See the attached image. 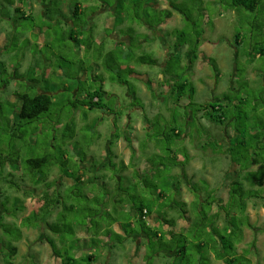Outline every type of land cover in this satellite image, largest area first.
<instances>
[{
    "label": "rangeland",
    "instance_id": "1",
    "mask_svg": "<svg viewBox=\"0 0 264 264\" xmlns=\"http://www.w3.org/2000/svg\"><path fill=\"white\" fill-rule=\"evenodd\" d=\"M63 1L66 17L62 28L68 34V29L73 26L72 13L68 8L73 6V1ZM81 1L79 2L82 3L86 11L82 20L77 23V25L80 24V27H85V29L77 28L78 35L84 40L79 46L72 41L63 40L59 27L50 28L47 22H43L46 21L43 16L46 17L45 12L48 4L41 0H30L31 9H27L35 20L19 21V19L12 18L11 22H0V63L5 64L11 81L6 91L4 90L5 84L0 82L2 86V88L0 87V98L9 97L11 100L17 101V97L13 95L17 84L28 82L39 92L45 89L51 92L55 104H57L51 113L43 115V118L46 117L45 121L33 125L37 126V134L32 135L33 129L28 126L17 131L16 136L12 138L17 147L24 148L22 154L19 155V163L7 166L4 173L6 181L0 176V264H7V261H11L13 264H64L61 260L66 257L72 258L75 264H145L143 257L148 262L154 252H159L162 248L165 251L167 247L172 249L184 244L189 246L195 244L200 247L202 245L203 249L189 253L194 255L189 262L180 261L179 257V260L171 259L168 263L179 264L180 261V264H212L208 255L213 252L212 248H208L201 241H205L207 244L211 243L215 235L212 233L217 230V227L214 229L215 231L210 226L209 228L197 227L200 218L205 217L200 216L196 210L198 206L196 204L199 203L200 196L205 197L211 203L216 194L211 193L209 181L204 179L199 170L193 188L185 185L187 183L183 184L184 179L180 180L171 175L173 167L179 169L182 164L178 161L176 153L185 156L184 153L178 151V137L169 141L159 139L155 129L152 128L149 133L147 131L145 133L144 129L145 115L146 119H154L156 114H160L169 121L172 114L178 120L182 115L183 117L180 119V123L173 121L170 125L185 130L183 119L187 118L192 110L186 108L189 98H184L178 104L177 95H172V87L168 83L169 76H163V81L159 82V87L157 86L154 92L151 91L149 85H146L145 89V84L136 80L135 75L130 74L129 68L132 67L135 71L140 68L148 70L154 77L159 69L156 66L139 64L137 59L145 56L148 59L163 61L164 66L161 65V67L163 66L162 68L165 69L168 57L173 54L170 62L171 70L178 75L179 58L182 60L183 67H188L183 77H185L184 80H188V83L193 82L197 89L194 100L200 105L206 106L214 103L220 100L223 95L230 94L232 89H237V96L241 95L240 91L246 95L249 94L252 105H255L256 102L262 104L264 102V87H262V85L264 86V57H255L256 52H251L250 49L264 47V36L260 34L264 25V0L256 12L244 9L236 10L227 3L230 0ZM166 10L172 11L170 19L165 17ZM41 15L43 16L41 17ZM114 22L115 26L109 28ZM38 30L42 32L40 33ZM158 30L162 33L161 37L157 35ZM12 35L18 37L20 44L28 40L27 47L8 53ZM237 35L244 38L240 45L236 42ZM118 37L121 39L129 37L132 40L131 45L123 44L118 47L116 41L119 40ZM188 52H193V55H196L195 59L187 57ZM44 76H46V80ZM75 76L76 78H74ZM0 79H2L1 69ZM29 79H36L40 82L32 83ZM177 80L179 84L181 81ZM240 86H242L241 89ZM102 88L110 96V98L104 95L102 97V104L106 105V108L88 110L86 107L79 106V108L73 109L69 105L72 100L83 99L87 93ZM64 89H68V91ZM129 96H135V103L142 106L143 109L138 110L139 107L136 105L137 109L132 111ZM6 107L3 112L5 116H8L9 110L8 106ZM62 110L63 114L60 115ZM54 113L56 116L49 120V115ZM4 115L0 117V133L1 136L3 132L8 136L9 134L5 133L8 126ZM197 115L199 121L205 122L215 137L230 139L232 135H236L231 133L230 129L238 122H226L225 125H229V130L225 135L227 126L211 123V119L205 116L204 112ZM252 116L253 120L250 119L246 123L247 126H242V130L248 127L249 129L254 128L252 125L264 124V108L259 111L260 118H257L256 113ZM58 117L60 124L56 119ZM54 118L55 120H53ZM128 122L130 124H127ZM158 128L160 129V126ZM13 130L12 128L8 132ZM198 132L199 138L203 140L200 144L205 148L204 145L209 144L210 140L204 137L201 131ZM22 133L23 140L19 138ZM71 136L74 137L73 140L70 139ZM64 137H67L65 141L62 140ZM194 137H198V135L195 134ZM125 138H131L129 140L136 144L139 142L140 149H143L145 141L155 143L156 152L144 155V151H142V156L148 160L144 163L141 160L138 167L150 163L149 166L156 170L149 168L139 172L132 166L134 171L126 170L122 173L123 162L119 161L115 166L116 161L113 157L107 158L108 154H112L107 150L109 144H112L111 148L116 147L117 141ZM141 140L142 142H140ZM237 141L233 144L234 153L232 155H235L236 161H242L244 149L237 146ZM210 146L212 149L209 148V150L216 148L213 144ZM126 148L127 145L122 143V150H126ZM47 155L52 156L53 159H64L65 155V158L71 163L68 168L75 171L77 169L74 164L76 163L77 167L80 165V161L85 162L90 159L91 165L96 167L98 164L104 165L107 161L106 173L104 172L105 175L101 180L104 185L95 182L94 189H90L89 186L85 187V183L84 196H81L79 188L72 187L75 181L68 177L65 178L66 171L60 165L48 168L50 170L47 173L48 169L44 168L43 171L48 175L47 181L53 183L49 192L52 193L58 189L61 196L59 198L60 209L58 208L50 216L38 220V217H41L35 212L39 213L43 206V194L47 188L43 185L44 183H34L28 175H24L26 171H31L26 163L28 159H41ZM119 156L122 157V154ZM12 159L16 160L18 156H13ZM72 164L73 166H70ZM111 164L114 168L110 167ZM259 169L257 168L254 172L256 178L262 172V169ZM186 172L188 173V170ZM89 175L92 177L91 173H84L85 177H89ZM117 177L122 178L120 186L122 191L116 190L119 183ZM230 179L232 180L231 176L227 180L229 183H226L224 187L230 191L233 188L238 189L239 186L231 185L230 182L233 180ZM8 181L14 182L19 188L9 184ZM186 182L190 184L191 181L186 180ZM181 185L183 187L179 201H177L175 189L178 190ZM245 188L251 187L245 184ZM114 190L116 191L114 192ZM216 190L217 188L213 189L214 192ZM255 190L264 194V184L256 186ZM90 194H92L90 198L85 197V195L89 197ZM231 195L232 193L229 200H226V206L223 209L228 212V215L231 209L240 213V217L232 221V226L237 227L235 236L240 241V226L243 224L245 227L251 228V224L246 213L239 209L236 210L242 199L239 196L232 197ZM116 196H119L120 199L117 200ZM196 196L198 200H195V204L185 205L180 202L182 199L189 201L191 197L195 199ZM16 198L20 201L18 205L14 202ZM173 203L177 204L176 214H179L178 209L187 211L189 208L197 219L196 225L181 235L177 234L170 238L166 236L163 239L159 235L157 238L151 232L154 230L155 232L164 231L165 223H161L160 226L150 225L152 228L146 226L144 228L141 219H136L133 215V208L136 209L142 204L159 213ZM3 204L6 207H3ZM210 210L211 207L205 205L204 213L208 214ZM166 212L171 219H175L173 217L175 213L172 210L168 209ZM59 213H62L66 219L58 220ZM57 220L59 229H63L59 236L53 231L51 232L48 226ZM210 220L208 218L207 223ZM130 221H133V226L127 225L125 229L130 230L132 227L145 234L146 240H153L160 244H147L148 252L144 255L142 242L137 248L138 243H132L130 241L132 239L129 238L127 240L126 238L120 239L123 244L120 245L119 242L115 245L117 249L111 252L109 243L105 242L100 245L95 244L97 242L84 241L88 235L92 237L100 232L97 229V224L100 229H103L105 224L106 231L103 236H111L112 239L118 240V237L115 236V230L118 228L115 223L128 224ZM145 222L147 223L148 219ZM169 226L173 225L169 224ZM229 226L224 224L221 230H217L228 240L236 238L228 233V230H231V225ZM259 226H262L260 227L262 230L264 229L263 224L259 222L254 224L257 230H259ZM127 234L130 235L128 232ZM47 237L55 240L58 256L54 253ZM257 242L255 240L254 243L246 244L247 249L243 250V257L241 256L242 258H239L236 264H245L246 258L251 259L252 257H256L259 264H264V243L259 244L263 253H251L248 250ZM10 247L17 249L16 255L11 259L8 257ZM225 249L229 256L233 255L228 243H225ZM224 251L223 249V254ZM99 253L102 254L97 257ZM91 254L96 259L89 262L87 257ZM156 256L151 259V264H166V258L162 253H156ZM123 259L124 261L121 263Z\"/></svg>",
    "mask_w": 264,
    "mask_h": 264
},
{
    "label": "trees",
    "instance_id": "2",
    "mask_svg": "<svg viewBox=\"0 0 264 264\" xmlns=\"http://www.w3.org/2000/svg\"><path fill=\"white\" fill-rule=\"evenodd\" d=\"M41 1L43 3L48 4V8L46 9V12H45L46 17L41 15V17L43 16V18L46 20L43 22H47V24L49 25L48 27L50 28L59 27L62 31L61 35H62L63 40L72 41L77 46H79V44L82 43L84 40L82 39L81 36L78 35L77 28L85 29V27H80V24L77 25V23L82 20L84 13L86 11L84 10L82 3L79 2L80 0H71L73 1V6H70L68 8L72 13V20H73V26L68 29L69 31L68 34L62 28L64 18L66 17V14L63 9L64 1L63 0H41ZM82 1L88 2L89 0H82ZM262 2L263 0H230V2L227 1L230 7L236 10L244 9L249 12H256L259 9ZM28 8L31 9L30 0H2L0 2V22L2 21L11 22L12 18L19 19V21L20 20H35L32 14L28 13L27 11ZM175 9L177 8L175 7ZM165 12H166L165 13L166 19H170L172 17V11L166 10ZM263 30H264V25L262 26L261 32H260V34L264 36ZM39 32L41 33L42 31H39ZM243 41H244V38H242L240 35L236 36V42L238 43V45L242 44ZM28 43H29L28 40H25L23 44H20L18 37H16V35H12V38L10 39V44L8 45V47L11 46L8 53L20 51V49L27 47ZM250 50L251 52H256L255 57L257 56L260 58L264 57V47H260V49L252 48ZM189 54L191 53L189 52ZM192 54L194 53L192 52ZM195 57L196 55H193L194 59ZM172 58L173 57L171 56L167 61L166 67L164 69V76L165 77L169 76L168 83H169V86L172 87V95H177L178 104H180L181 101L187 97L189 98V103L186 106V108L192 109L188 117L187 118L184 117L183 124L192 122L193 124L196 125L197 122H200L198 119V115H197L200 112H204L205 116H207L209 119H211V121L217 124H224L226 121L228 122L229 120L232 122L236 121V123L238 122L237 125L234 126V130L238 132L237 146L242 147L244 149V155H243L244 159L242 161L241 160L237 161L238 165L241 167V170H240L241 172L238 173L239 175L237 177L238 180L237 179L234 180L231 185L239 186V188L238 189L233 188L231 192L232 193L231 196L232 197L239 196V198L242 199L240 202V205L236 207V210L239 209L240 211L244 212L246 211L247 201L249 199L257 198V199L264 200V194H262L261 191L255 190L256 186L264 184V126H263L264 124L260 126L252 125L254 126V128L249 129L248 127L245 130H242V126H247L246 123L249 122L250 119L253 120L254 117L252 115H254V113H256L257 118L259 117L258 116L259 111L264 108L263 107L264 102H262V104L256 102L255 105H252L249 99L250 95L249 94L246 95V93L244 94V92H241L240 89L242 88V86H240V89H238L241 93L240 96H237V92H236L237 89L236 90L232 89L230 94L223 95V97L220 100L214 103H211L206 106L198 105L197 103L194 102V97L196 95L195 87L193 86V84L188 83L187 79L184 80L185 77H183L184 72L188 67H183L182 60L179 58L178 60L179 69L177 72L178 75L173 73V71L170 68V62ZM137 61L139 64H156L155 59H148L145 56L139 57ZM0 69L2 73V79H0V82L2 84H5L4 90L6 91L7 88H9V85L11 84V81L9 79L10 78L9 72L3 62L0 63ZM129 72L131 71L129 70ZM217 76H219V74H217ZM44 78L46 80V76H44ZM74 78H76V76ZM177 79L181 81L179 84L177 83L178 81ZM29 81H31L32 83L40 82L39 80H36V79H31V80L29 79ZM0 87L2 88L1 84H0ZM262 87L264 86L262 85ZM64 90L68 91V89H64ZM69 90H71V88H69ZM13 95L17 97V101H13L9 97L0 98V117L4 115L3 111L7 108L6 106H8V110H9L8 116L4 115L6 117L4 118V120L8 126V128L5 130V133H8L9 135L6 136L4 135V132H3L2 133L3 137H2L0 133V176L4 178L5 181H6L5 179L6 177H4V173H5L7 166H13V164L15 165L16 163H19L20 161L19 155L22 154V150L24 148L22 146L17 147L14 144L12 138L16 136V132L21 131L25 129L26 127L30 126L33 129L32 135L37 134L38 133L37 126L34 127L33 125L41 121H45L44 119L46 117L43 118L44 117L43 115L51 113V111L57 106V104H55V101H54V96L52 95L51 92H49L47 89L42 90V92H39L36 89V87L31 86L28 82H24V83L21 82L17 84V89L14 91ZM103 95L105 96V92L103 91V89L93 90L87 93L85 98H83L85 99L84 101L81 98H80L81 100L76 98L72 100L71 102H69V105L72 106L73 109H77L79 108V106L86 107L88 110L104 109L107 106L102 104ZM243 95H246V96H243ZM134 97H133V100H134ZM133 105L134 106L137 105L135 101L133 102ZM249 106H250V109H249ZM62 112L63 110L60 112V115L63 114ZM190 115H191V119L189 121ZM55 116H56L55 113L50 114L48 118L49 120H52V118ZM182 117L179 118L178 120L177 117L171 114V119L167 121L165 120L163 116L159 114L154 119H147V120H148V123L151 125V127H153V129L157 131V137L159 139H164V140L169 141L174 137H180L181 133L184 132V130H182L180 127L178 128V127H174L170 125V123H172L173 121L175 122L179 121L180 123V119H182ZM56 119H58L57 122L60 124L59 117ZM53 120H55V118ZM162 121H166V124L164 127H162L163 129L161 128V126L159 129L158 126L159 124H161ZM155 125H158V126L156 127ZM12 128L14 130L11 132H8ZM198 131H201L202 135L204 134V136L205 134H207L205 128L203 127H201ZM23 136L24 135L22 133L19 138L23 140L24 139ZM66 139L67 137H64L62 140L65 141ZM70 139L73 140L74 137L71 136ZM234 143H236V141H234ZM229 153H234V152H232V150H229ZM238 155L241 156L240 153H238ZM13 156H18V159L16 160L12 159ZM63 158L64 159H61V158L53 159L52 156L47 155L41 159H28L26 161L31 171L29 170L28 172L26 171L24 176L28 175L30 179L34 181V183L36 182H39L41 184L44 183L43 185H45V187L47 188V190L43 194V206L40 208L39 213L35 212V214H39L41 217V218L38 217V220L42 219V217L45 218L47 216H50L51 214H53L54 211H56L59 208V204H60L59 198L61 196L57 192V190L53 191L52 193L49 192V190H51V188L53 187V183L47 181L48 175L46 174L53 166L60 165L61 168L65 169L67 177L75 181V184H73L72 187L79 188L78 191H79V195L81 196L82 195L84 196L83 194L85 192L84 184L86 183L85 187L89 186L93 188L90 185H93V182H94L93 179L97 180L96 178L91 177L90 179H84L85 180V183H84V180L82 179L83 177H81L79 173H77V171L80 170L79 166L76 167V163L74 164V167L77 169V171L72 170L71 168L69 169L68 165L71 163H69V160L65 158V155L63 156ZM257 165L259 166L260 169H262V172L260 176L256 178L254 174L255 171H251L250 169L253 166H257ZM70 166H73V164ZM44 168H47V169L50 168V169H48L45 173L43 171ZM33 171L38 172L37 174L39 175L35 174ZM241 174H243L242 177H241ZM8 182L9 184L14 185L17 188H19L18 185L15 184L14 182L12 181H8ZM244 183L248 184V186H250L251 188L246 189ZM116 190L122 191V188L120 187V189L117 188ZM85 197L89 198L88 195H85ZM117 197H118L117 200H119L120 197L116 196V198ZM14 202L16 205H18L20 201L18 198H16ZM3 207H6V205L3 204ZM5 210L8 211V209H5ZM133 211L136 213V215H138V218L141 219L142 226L144 228L145 226L151 227L150 225L152 224L149 225L148 223H146L143 217L145 215V212H146L145 216L149 217V216H152V214L155 213L156 211H152L151 207H147L144 204H142L140 207L136 209L133 208ZM181 213L184 214L186 213V211H182ZM157 214H159V216L163 218V216L161 215V211ZM205 215L206 214L203 211L200 213V216H205ZM63 218L64 220L66 219V217L63 216L62 213H59L57 219L60 220ZM163 220L167 222L166 219L163 218ZM57 221L55 223H51L52 225L49 224L48 226L51 232L53 231V233L59 235V233L63 232V229L62 230L59 229L58 227L59 221L58 222ZM164 221H161V222H164ZM97 229L98 230L100 229L98 227V224H97ZM125 230H126V233L128 232L129 234L139 233V231H137L134 228L133 229L131 228V230L129 229H125ZM151 233H153V235L156 236L157 238L160 235L162 239L165 238L166 236L167 237L174 236L172 235L173 234L172 232L168 234L164 231L155 232L154 230ZM117 237L119 238L118 235ZM221 239H222V242H225L228 244L232 243L231 240H228L223 236L221 237ZM47 240L49 244L53 247L54 253L58 256V253H57L58 251H56L55 249L56 247L55 240L50 237H47ZM149 242H150L149 245H151L152 243H157L153 240H149ZM158 244L160 243L158 242L156 245ZM223 246H224L223 248H225V244H223ZM162 249H160V251ZM175 249L178 250V254H179L176 257V260H179V257H180V261L185 260L186 262H189L191 258L194 256L193 254H189V253H195V250L202 251L203 246L201 245L200 247V246H196L195 244L189 246L188 244H184L183 246H175L172 249H169L167 247L166 250L172 251ZM230 249H233V246H230ZM16 250L17 249L15 247H10V251L8 253L9 259L13 258L16 255ZM70 250H72V248ZM212 250L215 253H217L216 259L220 260L222 258V260H224V264H235V261H236L235 259L233 260V258H230V257L225 258L226 257L225 254L227 253H224L223 255L219 251L218 246H217V241L215 240H212ZM156 253L158 252H154L153 257L156 255ZM94 259H95V256L92 254L87 257V260L89 262L94 261ZM61 261L64 264H75L74 260L70 257H66L65 259ZM180 261H179V264H180ZM7 264H13V263L11 261H7Z\"/></svg>",
    "mask_w": 264,
    "mask_h": 264
},
{
    "label": "crops",
    "instance_id": "3",
    "mask_svg": "<svg viewBox=\"0 0 264 264\" xmlns=\"http://www.w3.org/2000/svg\"><path fill=\"white\" fill-rule=\"evenodd\" d=\"M114 26H115V22L113 24H111L109 26V28L114 27ZM157 32H158L157 35L161 37L162 33L160 32V30H158ZM118 38H119V40H116L118 47L120 46V44L131 45V43H132V40L129 37H124L123 39H121L120 37H118ZM171 56L173 57V54H170L168 59ZM187 57H189L190 59H193V54L192 53L189 54V52H188ZM155 60H156V64H146V65L156 66V68L159 69L158 72L154 75L155 78L153 77L152 74L149 73L148 70H144V69L140 68L137 71H135L134 68H132V67L129 68V70L132 72V73L130 72V74L132 76L135 75L136 80L144 83L145 89H146V85L151 86L150 89L152 92H154V89H156L157 86L159 87V82L163 81V76H164V69L162 68L164 66L163 61H158L157 59H155ZM190 63L192 65V62H190ZM166 64H167V62H166ZM161 65H163V66L161 67ZM142 70H143V72H142ZM218 77H220V76H218ZM152 81H153V83H152ZM154 82H155V84H154ZM191 84H193V82H191ZM193 86H194V84H193ZM103 91L105 92V96L106 97L108 96L110 98L109 94L104 89H103ZM196 93H197V89H196ZM156 96H158V95H156ZM133 97L134 96L128 97L131 99V101L129 103H130V106L132 108V111L136 110L137 109L136 107L138 106V105L137 106L133 105V102H134ZM194 102L197 103L198 105H200L197 101L194 100ZM138 107H139L138 110L143 109L142 106H138ZM157 115L158 114H156L154 116V118ZM144 117L146 120V125H144L145 133H146V131H147V133H149V131L153 127H151V125L148 123V120L146 119V115ZM190 119H191V115H190L189 121H190ZM228 122L232 123V121H230V120ZM211 123H214L215 125H221V126L225 125V123L224 124H217L213 121H211ZM127 124H130V122H128ZM165 124H166V121H162L161 124H159V126H161V128H162L165 126ZM127 126H129V125H127ZM225 126H227V125H225ZM228 126L225 128V135L228 134V130H229ZM201 127L205 128L206 133H207V134H205V136L203 134V136L207 137L208 140L211 141V142L209 141V144L204 145L205 148H203V146L200 144V142L203 141L201 138H199V133H198V130ZM184 129L185 130H184V132L181 133V136L177 138V147H178V151H181L182 153H184L185 156L183 157V156H181V154L176 153L178 161L182 162V164L180 165L179 169L173 167L171 175L178 177V179H180V180L184 179L183 180L184 182H182V183L183 184L187 183L185 185L193 188V185L195 184L197 173H199V171H200V173L203 174L204 179H206V181H209L211 193L212 194L215 193L216 195H215V199L211 200V203L208 202V200H206L205 197H203V196H200L199 200L197 199V196H196L195 199L193 197H191V199L189 201H187L186 199L185 200L182 199V200H180V202L185 204V205H189V204H195V200H198L199 203L196 204V205H198L196 207V210H198L199 213H201L202 211L204 212L205 205L210 206L211 207L210 212L208 214L205 213L206 214L204 216L205 218H201L199 220L197 227L202 226V228H204V227L209 228V226H210L212 228V230H214L216 227H217V230H221L224 227V224H227L228 226L231 225V230H228V233L232 236H235V232L237 231V227L232 226V221L237 220L240 217V213L231 209L230 213L228 215L227 214L228 212L226 210H224L223 208L226 206V200L227 199L229 200L230 194L232 192L230 190H227L228 188L227 187L225 188L224 186L226 185V183L227 184L229 183L227 180L230 176H231L232 180L234 181L239 176L238 173L241 172L240 171L241 167L238 165L236 158H235V155L234 154L232 155V153H229V150H232V152H234L233 143H234V141L237 140L238 132L234 130V127H232L230 129V132L234 133L236 135H232V138H230V139L229 138L219 139L218 137H215L213 135V133H211L208 125L202 121L197 122L196 125L193 124L192 122H190V123L188 122L184 125ZM177 130H178V128H177ZM194 133L196 135H198V137H194L193 136V135H195ZM129 139H131V138H129ZM129 139L128 138H125L124 140L119 139L116 143L117 146L112 147V148H111L112 144L110 143L109 144L110 148L107 146L108 147L107 150L109 151V153H112V154H108L107 158L110 156L113 157V159L116 161L115 166H117L116 164L119 161H122L123 166L121 169L124 168L122 173L126 172V170H130V171L136 170V171L141 172L143 169L152 168V166H149L150 163L143 164L141 167H138V166H139L141 160H143V163L148 160L147 158H144L142 156L143 155L142 151H144V155H146L150 152H156L155 143L152 141H148V142L145 141V145H144L143 149H140L141 145L139 142L136 144L135 142L130 141ZM140 142H142V140ZM122 143L127 145L126 150L125 149L122 150ZM212 144L215 145L216 148L213 150H209V148H211L210 145H212ZM114 150L115 151L117 150V153H115ZM196 150L199 152H197ZM122 151H123V153H122ZM140 151H141V154H140ZM120 154H122V157H120V156L118 157V155H120ZM137 156H140V158H137ZM89 160L85 161L86 163L78 160V161H80V163H79L80 164L79 165V169H80L79 175L81 177H83L82 178L83 180L86 178L90 179L91 175H89V177L84 176L85 172H89V174L90 173L92 174L93 178L97 179V180L93 179V181H94L93 184L95 182H97V183H101L102 185H104V182H102L101 180L106 173L105 172L106 171L105 166H106L107 161H105L104 165L100 166V164H98V166L96 167L95 165H91V162H89ZM132 166L134 167V170H133ZM110 167L114 168L113 164H111ZM257 168H259L258 165L253 166L250 170L256 171ZM153 170H156V169L154 168ZM187 170H188V173L186 172ZM175 171H177L178 173L176 174ZM242 175L243 174H241V176ZM121 177H124V176H121ZM65 178H67V176H65ZM129 178H131V177H129ZM121 179L122 178H118L119 183L117 182L118 186H119V187L117 186V188H119V189L121 186ZM186 180L191 181L190 184H189V182H186ZM232 182H230V183H232ZM84 183H85V180H84ZM90 186L93 187V185H90ZM182 187L183 186L181 185L178 190H177V188L175 189L177 191L175 194L177 201H179V197L181 195L180 193H181ZM215 188H217V190L214 192L213 189H215ZM91 189H94V187ZM190 190H192V189H190ZM115 191L116 190H114V192ZM195 194H197V193H195ZM91 196H92V194L89 195V198ZM176 200H175V202H176ZM254 200L260 201V202L256 203ZM106 202L108 203V200ZM251 202H253V203H251ZM259 203H260V205H258ZM176 205H174V203H173L171 206H167L161 210V215L163 216L164 219L167 220V222H165L163 220V218H161L159 216V214H157V212L153 213L152 216H150V217H146L145 216L146 212H145V215L143 218L145 219V221H146V219H148L147 223L149 225L155 222V224H152L153 226H155V225L160 226L161 223H163V224L165 223V226L163 228L164 232H166L168 234L172 232L173 233L172 235H177V234L181 235L184 232H186L188 229H190L193 225H196L197 219L195 218L194 212H191L189 210V208H187L188 210L184 214H182L181 213L182 211L178 209L179 214H176ZM168 209L172 210L175 213V215H173V217H175L174 220L171 219L169 217V215H167L166 210H168ZM244 213H246L249 217V223L251 224V228H247V227H245V225L242 224L240 226V228H241V233H240L241 239H240V241H238V238L236 236H235L236 238L230 239L232 243L234 242L233 245H232V243L229 244V246H233V249H232L233 255L229 256L228 254H225V256H226L225 258L230 257V258H233V260L235 259L236 260L235 264L238 262L239 258L243 257L242 256L243 250L247 249V247H245L247 243H250V242L254 243L255 240H256V242L258 241L250 249L248 248V250L251 253H259V252L263 253V251L259 247V244L264 243V229L262 230L260 228L262 226H259V228H258L259 230H257V228L254 227V224L259 222L260 224L264 225V200L257 199V198L249 199L247 201V207H246V211H244ZM133 215H135L136 219L138 218V215H136L134 211H133ZM208 218H210L211 220H210V222L207 223ZM161 221H164V222H161ZM169 222H172V223H169ZM205 223H206V226H205ZM115 224H117V227H118L115 230L116 231L115 236H117V235L119 236L118 240L112 239L111 236H103V234L106 231V226L104 224V228L99 229V231L101 233L98 231L99 233L97 235L92 236V237L88 235V237H86L84 239V241L86 240L87 242H90V241L97 242L95 244H100V245L105 244V242L109 243V245H110L109 251L111 252V251H114L117 249L115 246L116 244H119V242H120V245L123 244V243H121L120 239L123 240L126 238V240H127V238H129V239H132V240H130L132 243H138L137 248L140 247V244L142 242V247L144 248V255H145V253L148 252L147 246L150 244V242H149V240H146L145 234L139 232L136 234L133 233V234L128 235L126 233L125 227H127V225L133 226V221H130L128 224H121V223H115ZM169 224L173 225V226H169ZM130 228H132V227H130ZM229 228H230V226H229ZM217 230L216 231L214 230L215 232L212 233V234L216 233L214 235V237H215L214 240L217 241V246H218L219 251L223 254V249H224L225 250L224 253H227L226 249L223 248L224 247L223 244H225V242H222V239H221V237L223 235H222V233H220ZM168 237L170 238L171 236H168ZM201 242L204 243L205 245H207L208 248L209 247L212 248V241L209 244H207L205 241L204 242L201 241ZM71 247H70V249H71ZM80 248H82V246H80ZM162 251L163 250L159 251L158 253H162L164 255V257L166 258V260H165L166 264H170V263H168V261L171 259L176 260V257L178 255V250L175 249L172 251H168V250H165L163 252ZM101 254L99 253V255H97V257H100ZM208 255L213 262L212 264H224V260H222V258L220 260L215 258V252L214 251L208 253ZM88 256H90V255H88ZM109 256H110V254H109ZM156 257L157 256L155 255L154 257L152 256L151 258H149L150 263H149V261L146 262V259L144 257H143V260H144L145 264H151L152 263L151 259H154ZM95 259H96V257H95ZM123 261H124V259L122 260L121 263H123ZM125 261H126V259H125ZM245 264H259V261H257L256 257H252L251 259L246 258Z\"/></svg>",
    "mask_w": 264,
    "mask_h": 264
}]
</instances>
